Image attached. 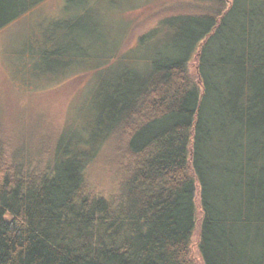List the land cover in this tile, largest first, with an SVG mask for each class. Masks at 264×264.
<instances>
[{
    "label": "trees",
    "instance_id": "16d2710c",
    "mask_svg": "<svg viewBox=\"0 0 264 264\" xmlns=\"http://www.w3.org/2000/svg\"><path fill=\"white\" fill-rule=\"evenodd\" d=\"M40 2L0 0V30ZM182 4L138 37L156 50L134 61L92 7L91 28L53 23L52 70L93 48L113 61L80 125L38 151L0 141V264H264V0ZM106 147L112 182L95 190Z\"/></svg>",
    "mask_w": 264,
    "mask_h": 264
},
{
    "label": "rangeland",
    "instance_id": "374dc122",
    "mask_svg": "<svg viewBox=\"0 0 264 264\" xmlns=\"http://www.w3.org/2000/svg\"><path fill=\"white\" fill-rule=\"evenodd\" d=\"M181 5H184L182 0H41L2 28L0 141L10 148L38 151L41 145L57 137L69 124H81L84 112L88 109L85 95L91 92L93 81L101 74H109L105 63L113 61L112 49L107 50L103 60L95 55L97 48H93L94 52H90L93 57L88 62L52 70L51 63L43 59V51L49 47L53 23L63 25V20L81 17L86 27L91 28L85 13L92 7L93 14L98 12L102 15L103 26L111 41H117L119 45L124 42L122 50L128 49L124 55L134 61L141 56H150L156 50L152 49L148 53L144 51L138 37L173 8L190 10ZM99 64L105 66L100 69L101 72L99 68L96 70ZM189 69L194 74L193 61ZM83 73H89V77H79ZM112 151L113 147L104 148L90 166L88 176L95 190L111 185ZM200 216L201 213L198 218ZM197 234L198 224L191 249V257L196 262Z\"/></svg>",
    "mask_w": 264,
    "mask_h": 264
}]
</instances>
